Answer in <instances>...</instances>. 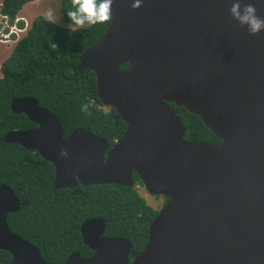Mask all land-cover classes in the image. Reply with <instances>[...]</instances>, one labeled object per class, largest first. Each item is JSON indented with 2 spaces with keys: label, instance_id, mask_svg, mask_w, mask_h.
<instances>
[{
  "label": "water",
  "instance_id": "95a60500",
  "mask_svg": "<svg viewBox=\"0 0 264 264\" xmlns=\"http://www.w3.org/2000/svg\"><path fill=\"white\" fill-rule=\"evenodd\" d=\"M133 2L114 0L106 33L78 63L96 73L102 103L127 123L113 147L85 128L65 138L59 117L33 96L11 103L36 127L12 130L5 141L53 162L57 188L133 186L136 172L150 194L168 198L132 262L131 240L107 236L106 220L90 218L81 234L94 253L74 252L63 264H264V31L241 27L232 0H143L138 9ZM251 2L264 17V0ZM171 102L221 141L186 139ZM20 208L11 186L0 184V249L11 264H55L11 230L9 214Z\"/></svg>",
  "mask_w": 264,
  "mask_h": 264
},
{
  "label": "trees",
  "instance_id": "16d2710c",
  "mask_svg": "<svg viewBox=\"0 0 264 264\" xmlns=\"http://www.w3.org/2000/svg\"><path fill=\"white\" fill-rule=\"evenodd\" d=\"M30 1L33 0H0V8L14 21ZM47 2L58 6L63 23H50L44 14L36 16L1 66L0 184L11 186L21 201V208L9 214V225L35 244L47 262L63 264L74 252L84 257L94 253L83 241L81 226L90 218H102L107 222V236L131 240L132 262L146 246L150 225L160 210L150 205L136 186H143L136 172L133 186L79 182L73 187L57 188L53 162L38 151L4 139L12 130L36 127L26 114L14 113L11 108L15 98L25 96L37 98L59 117L65 138L75 129L85 128L104 137L113 147L127 130L116 108L102 103L96 73L78 69L82 53L106 33L111 21L78 28L67 16L72 10L71 0ZM19 25L23 27L24 22ZM50 41L59 44L56 51L49 48ZM128 67L129 64L121 66ZM85 104L89 105L87 113L82 111ZM170 104L186 127V139L212 144L221 141L199 115L174 102ZM164 199L166 203L168 198ZM12 259L10 252L0 249V264H11Z\"/></svg>",
  "mask_w": 264,
  "mask_h": 264
},
{
  "label": "clouds",
  "instance_id": "9594fccd",
  "mask_svg": "<svg viewBox=\"0 0 264 264\" xmlns=\"http://www.w3.org/2000/svg\"><path fill=\"white\" fill-rule=\"evenodd\" d=\"M71 3L72 10L67 12V16L70 18L71 24L78 26V28H83L86 24H104L113 18L112 6L114 0H71ZM142 3L143 0H134L131 7L138 9L142 6ZM229 12L232 18L239 22L241 27L247 26V30L251 35H256L264 31V17L257 14L258 9L256 3L251 2V0L243 3V6L242 0H232ZM44 18L50 23H56L54 13L51 9L44 14ZM71 30L76 31L77 29L72 28ZM49 48L56 51L59 48V44L50 41ZM82 111L87 113L89 111V105H83ZM67 154L66 149H62L60 152L61 156H67Z\"/></svg>",
  "mask_w": 264,
  "mask_h": 264
},
{
  "label": "rangeland",
  "instance_id": "374dc122",
  "mask_svg": "<svg viewBox=\"0 0 264 264\" xmlns=\"http://www.w3.org/2000/svg\"><path fill=\"white\" fill-rule=\"evenodd\" d=\"M48 0H33L28 3H26L22 9V11L18 14V16L25 17L27 21L32 24L34 18L40 14H45L49 9H51L54 13L55 20L59 23H63L61 16L58 12V6L50 5ZM57 8V9H56ZM22 20V19H21ZM24 25L26 21H23ZM21 26V25H20ZM19 26V27H20ZM21 28V27H20ZM27 32H20L22 35L21 38L26 34ZM16 37V35H15ZM8 44H2L0 45V63H2L11 53L12 51V45H8L9 47H6ZM1 75V71H0ZM141 193L146 197L148 203L152 205L156 209H161L165 205V199L163 196L160 195H152L150 194L142 185L141 188H139Z\"/></svg>",
  "mask_w": 264,
  "mask_h": 264
},
{
  "label": "built area",
  "instance_id": "2783aa9c",
  "mask_svg": "<svg viewBox=\"0 0 264 264\" xmlns=\"http://www.w3.org/2000/svg\"><path fill=\"white\" fill-rule=\"evenodd\" d=\"M1 4L2 3H0V6ZM23 21H26V20L22 18V16L21 17L17 16L16 19L12 21L8 15L4 14L1 11V8H0V45L8 44L11 46V43L18 42V40L22 36L20 32H27V30L29 29L28 27L29 23L27 21L25 22V25L23 27L19 25V23ZM8 45H6V47H9ZM0 69H1V65H0ZM136 186L138 188H141L140 183H137Z\"/></svg>",
  "mask_w": 264,
  "mask_h": 264
},
{
  "label": "bare ground",
  "instance_id": "6f19581e",
  "mask_svg": "<svg viewBox=\"0 0 264 264\" xmlns=\"http://www.w3.org/2000/svg\"><path fill=\"white\" fill-rule=\"evenodd\" d=\"M22 18H24V19L27 21V19H26L25 17H22ZM27 22H28V21H27ZM28 23H29V22H28ZM31 25H32V24L29 23V24H28V27H30ZM12 44H13V45H12ZM16 44H17V42H13V43H11V45H12V47H13V48H12V51H13V49H14V47H15ZM12 51H11V53H12ZM11 53H10V54H11ZM9 56H10V55H9ZM9 56H8V57H9ZM4 61H5V60H4ZM4 61H3V62H4ZM3 62L0 63V65H2Z\"/></svg>",
  "mask_w": 264,
  "mask_h": 264
},
{
  "label": "flooded vegetation",
  "instance_id": "af4514ba",
  "mask_svg": "<svg viewBox=\"0 0 264 264\" xmlns=\"http://www.w3.org/2000/svg\"><path fill=\"white\" fill-rule=\"evenodd\" d=\"M1 66H2V65H1ZM0 70H1V69H0ZM117 142H118V141H117ZM117 142H116V143H117ZM143 187H144V185H143Z\"/></svg>",
  "mask_w": 264,
  "mask_h": 264
}]
</instances>
